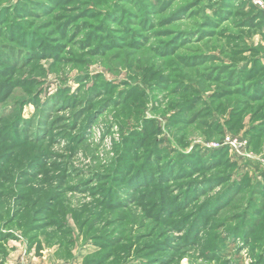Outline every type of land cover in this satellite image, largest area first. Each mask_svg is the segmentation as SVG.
Masks as SVG:
<instances>
[{"label":"rangeland","instance_id":"obj_1","mask_svg":"<svg viewBox=\"0 0 264 264\" xmlns=\"http://www.w3.org/2000/svg\"><path fill=\"white\" fill-rule=\"evenodd\" d=\"M257 11L0 0L3 260L264 264Z\"/></svg>","mask_w":264,"mask_h":264},{"label":"trees","instance_id":"obj_2","mask_svg":"<svg viewBox=\"0 0 264 264\" xmlns=\"http://www.w3.org/2000/svg\"><path fill=\"white\" fill-rule=\"evenodd\" d=\"M258 13H260L261 15H264V12L263 11H261V10H259L258 9V11H257ZM262 188H264V185L262 186ZM238 192H236V196L237 195H239L238 193L241 191V189H239V190H237ZM2 197L3 198H5L3 195H2ZM26 209L28 208V206L26 205V207H25ZM18 209H20L19 210V212H17V209L11 214V217L8 219V220H6L5 221V226H7V225H9V224H12L13 222H15V221H17V219H21L22 217H21V213L23 212V207H18ZM1 213H0V217H1ZM25 218V217H24ZM26 218L28 219V216H26ZM26 228H28L27 226H26ZM36 239H37V235L34 237H31V242H34V241H36ZM2 241H3V239H1V237H0V242L2 243ZM4 253H5V251H4ZM4 253H3V251H2V249H0V258H2L3 256L2 255H4ZM96 261H94V260H90V261H88V264H94Z\"/></svg>","mask_w":264,"mask_h":264},{"label":"crops","instance_id":"obj_3","mask_svg":"<svg viewBox=\"0 0 264 264\" xmlns=\"http://www.w3.org/2000/svg\"><path fill=\"white\" fill-rule=\"evenodd\" d=\"M26 248H23L22 249H16V250H13L10 252L9 257H7V259H9V262L8 261H5L3 260V258H0V262H3L4 264H21V263H16L17 260H19L22 256V258H26L27 257V253ZM23 254V255H22ZM21 258V259H22ZM22 264H29V262L27 261V259H24ZM33 264V263H31Z\"/></svg>","mask_w":264,"mask_h":264},{"label":"built area","instance_id":"obj_4","mask_svg":"<svg viewBox=\"0 0 264 264\" xmlns=\"http://www.w3.org/2000/svg\"><path fill=\"white\" fill-rule=\"evenodd\" d=\"M252 2L255 4V6L264 12V0H252ZM65 264H72L70 262H67Z\"/></svg>","mask_w":264,"mask_h":264}]
</instances>
